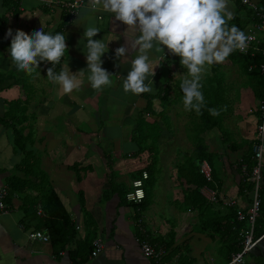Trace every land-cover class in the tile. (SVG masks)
Here are the masks:
<instances>
[{
    "label": "crops",
    "instance_id": "0c3cea01",
    "mask_svg": "<svg viewBox=\"0 0 264 264\" xmlns=\"http://www.w3.org/2000/svg\"><path fill=\"white\" fill-rule=\"evenodd\" d=\"M4 1L0 0V70H9V73H0L3 77L0 81V118L8 110L7 103L18 96L27 98L21 115L25 117L24 121L17 124L16 128L24 127L23 135H28L29 139L26 144L28 149L41 151V169L48 175L52 189L69 213L76 234L57 255L53 253L50 243L28 240L27 233L36 230L39 217H26L21 208L22 196H16L7 204L9 213L0 215V264H73L70 253L75 251L77 245L82 247L88 224H91L90 233L94 235V239L101 240L103 248L96 257L91 258L86 246H83L79 255L87 259L84 264H157L145 257L140 249L141 241L150 243L155 238L167 249L160 264H180L185 256L192 259V264H227L223 262L226 254L224 248H221V240H211L207 235L194 230L197 211H181L177 202L172 201L177 199L178 192H175L176 185L169 183L171 179L163 171L161 160L156 171L159 184L156 183L154 187L153 202L138 216L139 220L132 208L119 206L117 194L107 200L102 197L107 189L110 170H113L118 184L124 185L125 190H132L133 173L143 168L139 157L132 158L139 149L132 140V132L141 119L156 122L162 132L158 141L161 151L160 140L164 137L165 127H168L161 116L165 114L166 107L170 108V115L172 109L179 106L175 95L183 77L176 75L183 73L173 65L166 64L163 54L150 52L153 66L159 64L152 78L155 91L139 95L125 93L123 80L131 70V63L118 61L115 50L122 45L128 46L123 35L127 26L116 21L109 13L98 12L92 15L101 32L94 39L104 38V42L109 43V51L102 57V67L111 75V87L102 92L93 90L86 72L79 77V89L65 94L59 85L47 79V69L52 65L43 62L40 69L31 76L27 75L29 78L25 80V73L13 66L6 51L10 47L5 46L11 44V37L7 36L8 30L11 28L13 35L16 30L31 35L43 27L45 32L53 35L63 33L67 37L68 50L56 71L59 72L66 62L73 74L87 70L84 54L86 41L81 40L88 22L78 20V15L85 14L88 0H85V6L71 19L63 9L51 7L50 2L56 0H12L8 6H5ZM229 4L235 17V9H239L236 0H229ZM242 15L248 22L252 20L248 17V11ZM166 51L167 49L165 53ZM134 55V51H129L128 60L134 58ZM160 56L163 59L157 60ZM7 74L8 81H5L4 76ZM20 86H23V93L19 91ZM250 93L252 94L251 91ZM164 95L168 96L167 100H164ZM181 105L183 107V103ZM6 120L7 117L0 122V187L6 186V178L22 158L21 155L14 154V132L12 128L5 126ZM193 121L194 115L190 122ZM208 135L202 134L205 142L211 141ZM206 137L209 138L208 141ZM244 150L245 148L227 156L228 172H224L222 166L219 169L217 167L214 178V187L219 192L220 199L234 201V206H239L238 212L248 211L250 208L248 199L238 194L241 176L234 168V163L240 161L236 160L238 158L235 155L240 158ZM159 154L162 155L160 152ZM174 162L176 161L172 160L173 164ZM74 164L78 165V169L70 170L69 167ZM160 171L165 174V180L159 176ZM77 177L80 181H77ZM79 192L82 195V205L78 203ZM171 196L174 197L172 200ZM21 225L25 230L20 229ZM138 232L142 234V239ZM170 232L174 234L173 239ZM184 242L186 246L177 250L178 245ZM247 255L250 259H244V264H249L253 259L251 254ZM78 260L79 258L76 261Z\"/></svg>",
    "mask_w": 264,
    "mask_h": 264
},
{
    "label": "trees",
    "instance_id": "16d2710c",
    "mask_svg": "<svg viewBox=\"0 0 264 264\" xmlns=\"http://www.w3.org/2000/svg\"><path fill=\"white\" fill-rule=\"evenodd\" d=\"M11 1L12 0H5V6H8ZM261 2L264 4L263 0ZM236 4L240 8L238 0H236ZM248 14V17H251L250 11H248ZM249 22L246 17L241 19L235 16L230 24H235L238 28L244 31ZM164 61L168 65H173L175 69L180 71V73L187 72V70L181 66L180 58L178 56H174L171 53L166 52ZM226 61H229L242 75L246 76L247 79L251 81L247 83V86L252 92L254 99L257 101H264V77L259 71V66L264 62L263 56L260 53L251 57L248 54L240 55L233 52ZM219 69L220 64L213 65L202 80V92L204 95L205 106L201 110L202 114L198 115L195 111H193L194 121L190 122L192 130L196 133V136L192 137L194 138L193 143L196 145L193 151L195 152L196 157L193 159L194 162L185 160L181 164L175 165L174 175L175 185L178 188V197L177 199L172 200L174 197L171 196L170 199L173 202L175 201V203L177 202L179 210L181 211L186 212L193 209L197 211V223L195 224L196 226L194 230H198V233L207 235L211 240H214L215 238L221 240V248H224L226 254L223 262L229 263L232 259V255L240 252L242 249V235L249 229L248 220L246 217L243 220H238L237 212L239 210L237 209L239 206L224 207L221 201L210 204L207 203L199 194V188L205 183L199 169V162L202 159H206L209 162L212 167V179L215 183L214 178L217 170L219 169L216 162L220 161L221 158V155L215 154V151H212L211 147H209V145L199 136L215 128L220 131H224L222 121L226 114L230 111L229 99L226 96L228 95L230 87L225 84L224 76L218 72ZM22 88L20 86L19 91H22L23 93L24 90ZM180 90V87H178L177 95L181 94ZM177 95H175L176 102L182 104L183 94H181L179 98ZM167 98L168 96L164 95V100H167ZM26 102L27 98L23 99L18 96L15 100L7 103L8 110L4 117L0 118V122H3L7 117L8 120H6L5 126L7 128H12L14 132L13 151H18V154L22 156L21 161L14 167L15 171L11 172V174L6 178L5 182L8 188L6 204H10V201L16 196H22L21 208L25 216H31V218L34 219L38 216L33 208H35L36 205L40 206L45 217L37 220L35 229L46 230L50 237L51 249L53 253L57 255L67 247L71 239L75 238L76 229L69 213L52 189V186L49 183L48 175L41 169V152L28 149L26 144L29 139L27 137L28 135H23L24 127H20L18 129L16 128L17 124H21L24 121L25 117H22L21 115L25 110ZM208 109H216L219 114L213 116L209 113ZM256 114H258V111H256ZM161 118L164 124L169 127V120L164 113ZM161 133L162 132H160V129L157 127L155 121L150 123L144 119H141L140 122H138L137 128L132 132V140L139 147L138 151L132 158L139 157L143 165L141 170L133 173V181L137 179L141 180L142 189L144 191L143 200L138 204L128 202L125 196L129 191H131V188L125 190L124 185L118 184L115 176H113V170H110L111 173L107 180V189L102 195V197L107 200L114 194H117L119 198V206L132 208L137 218L141 213L146 211L153 202V190L158 180L156 177V171L159 168L158 141ZM225 134L226 132H224L225 137L222 138V143L224 142L227 145V148L231 153H235L245 148L239 158L240 161L234 163V168L241 176L238 185V194L244 195L248 199L251 206L254 183L250 180V178L252 169L256 164L252 147L256 142V138L252 141L236 142L232 136L229 135L227 137ZM77 166L78 165L74 164L69 167V169H78ZM242 167H245V172L242 171ZM143 172L146 173V179H142ZM77 181H80L78 177ZM78 195V203L81 204L82 201L80 198L82 195L80 192ZM258 197L260 200L259 211L253 226V235L255 239L264 234V168L261 170ZM241 211L240 213L243 214L247 212L246 210ZM137 220H139V218ZM90 230L91 224H88L86 226V234L82 245V247L86 246L89 255H91L93 250L92 242L95 240L94 235L90 233ZM93 232H95V230H93ZM138 233L141 235L142 239V234L140 232ZM170 234V237L173 239L174 234L171 232ZM150 244L156 247H161L164 251L167 250L163 246V243L157 242L156 238L152 240ZM181 246H186V243L184 242L178 245L176 249L179 250ZM82 247L77 245L75 247V251L70 253L73 264H84L86 262L87 259L79 255L80 251H83ZM77 258H79L78 261H76ZM180 264H192V259L185 256L181 260Z\"/></svg>",
    "mask_w": 264,
    "mask_h": 264
},
{
    "label": "clouds",
    "instance_id": "9594fccd",
    "mask_svg": "<svg viewBox=\"0 0 264 264\" xmlns=\"http://www.w3.org/2000/svg\"><path fill=\"white\" fill-rule=\"evenodd\" d=\"M98 12L109 13L127 26L123 35L128 46L122 45L115 50L118 61L131 63V70L123 80L124 92L139 95L155 91L152 78L159 64L153 66L149 53L154 51L165 56L167 49L180 58L181 66L187 70L183 75H176L183 77L179 87L184 110L195 111L198 115L205 106L202 80L210 67L225 62L237 50H245L253 39L235 24H230L234 12L229 0H88L85 14L78 15V20L88 22L81 40L86 41L87 70L73 74L66 62L57 72L68 50L67 37L63 33H47L43 27L31 35L22 30H16L13 35L12 29L8 30L13 66L31 76L40 69L42 62L50 63L47 79L59 85L65 94L79 89V77L86 72L93 90L102 92L111 87V75L102 67V57L109 51V43L106 44L104 38L94 39L101 32L92 15ZM129 51L135 52L130 61ZM208 111L213 116L219 114L216 109Z\"/></svg>",
    "mask_w": 264,
    "mask_h": 264
},
{
    "label": "built area",
    "instance_id": "2783aa9c",
    "mask_svg": "<svg viewBox=\"0 0 264 264\" xmlns=\"http://www.w3.org/2000/svg\"><path fill=\"white\" fill-rule=\"evenodd\" d=\"M242 10L250 11L252 20L248 23L244 32L246 35H250L253 39L248 43L247 48L243 51L237 50L236 53L240 55H250L254 57L257 53H260L264 58V4L262 0H238ZM264 1V0H263ZM51 7H59L70 17H75L79 10L85 6V0H56L50 2ZM168 52V50L166 51ZM251 69V68H250ZM259 71L264 77V62L259 66ZM259 118L256 127V142L252 147L254 154V160L256 162L252 169L250 180L254 183L253 200L249 210L243 214L238 212V220H243L245 217L248 220L249 229L242 235V249L240 252L232 255V259L227 264H244V257L249 251L256 245L261 238H254L253 226L258 216L259 211V197L258 189L261 179V170L264 168V101H260L258 104ZM199 169L204 178L205 183L199 188L200 196L210 204L220 202L224 206H234L235 202L232 200L220 199L219 192L214 188V182L212 179V168L206 159H202L199 162ZM242 171L245 172V167H242ZM143 178H146V174H143ZM8 189L6 186L0 187V215L9 213V207L6 204ZM143 190L141 180H135L132 183V190L126 194V200L138 204L143 199ZM36 213L38 217L43 218L44 213L39 206L36 207ZM21 230H25L24 226H20ZM28 240L38 241L43 244L50 243V237L44 230H31L27 233ZM93 250L91 252V258L96 257L102 250L103 245L100 239H95L92 242ZM140 249L143 255L155 263L160 264L165 256V251L161 247H156L148 243L147 241L140 242Z\"/></svg>",
    "mask_w": 264,
    "mask_h": 264
},
{
    "label": "rangeland",
    "instance_id": "374dc122",
    "mask_svg": "<svg viewBox=\"0 0 264 264\" xmlns=\"http://www.w3.org/2000/svg\"><path fill=\"white\" fill-rule=\"evenodd\" d=\"M239 10V11H238ZM236 12V16L244 19L242 14L245 12L242 10V7ZM8 43V42H7ZM10 46H5V48ZM7 53H9V49H6ZM10 62L11 58H10ZM212 67V66H211ZM210 67V68H211ZM224 76V82L227 86L230 87L228 91L227 98L229 99V109L230 111L226 114L225 118L222 121V127L224 131H220L219 129L215 128L209 132L203 133V135L209 134V138L211 141L206 142L209 147L210 145L213 146V150L215 154L221 155L220 161H217L216 164L219 167H223L224 172H228L226 163L228 164L227 156H232V153L228 150L227 145L223 142L222 138H224V132H226V136H232L236 142L241 141H252L256 138V124L257 119L259 118V111H258V104L259 101L254 99L253 95L250 93V90L247 86V83L251 82L247 79L246 76L242 75L238 69L233 66L229 61H225L220 64L219 71ZM0 73H9V70L1 71ZM184 74V73H183ZM25 76V80H28L27 74H23ZM5 81H8V74L4 76ZM3 79L2 75L0 74V81ZM247 80V81H246ZM1 84V83H0ZM32 83H29V85ZM180 85V83H179ZM180 93L182 91L180 90ZM180 94V95H181ZM180 95H177L178 98ZM170 98L174 100V98L170 95ZM178 107H174L173 112L171 111L170 115V108H165V116L167 119L171 121L169 127H165L164 137L160 140L161 141V151H159L162 155L159 156V161L161 160V165L163 167V171L167 172L168 176L170 177L171 181L169 183L173 186L175 185L174 179V170L176 164H181L185 160H190L194 162V157L196 154L194 151V147L196 145L193 143L196 133L191 128L190 120L194 115V112L185 111L184 107L179 103ZM176 106V105H174ZM258 111V114H256ZM190 127V128H189ZM20 128V127H19ZM190 129V130H187ZM202 138V135L199 136ZM207 138V137H206ZM207 138V141L208 139ZM203 139V138H202ZM197 140V138H196ZM205 141V140H204ZM38 151V150H37ZM41 152V151H38ZM18 151H14L16 156H20ZM239 159L237 155H235ZM162 158V159H161ZM236 159V160H238ZM173 161L174 164L172 163ZM220 162V165H219ZM221 169V168H220ZM15 171V170H11ZM171 172V173H170ZM142 173V177H143ZM146 174V173H145ZM159 176L165 180V174H162L160 171ZM159 181L157 180V185ZM166 186V185H161ZM175 187V192H178V188ZM173 197V196H172ZM124 207V206H122ZM250 259L249 255H246L244 259Z\"/></svg>",
    "mask_w": 264,
    "mask_h": 264
},
{
    "label": "water",
    "instance_id": "95a60500",
    "mask_svg": "<svg viewBox=\"0 0 264 264\" xmlns=\"http://www.w3.org/2000/svg\"><path fill=\"white\" fill-rule=\"evenodd\" d=\"M249 254L253 256V259L249 264H264V234L261 235L259 241L249 251Z\"/></svg>",
    "mask_w": 264,
    "mask_h": 264
},
{
    "label": "bare ground",
    "instance_id": "6f19581e",
    "mask_svg": "<svg viewBox=\"0 0 264 264\" xmlns=\"http://www.w3.org/2000/svg\"><path fill=\"white\" fill-rule=\"evenodd\" d=\"M256 134V133H255ZM8 189V188H7Z\"/></svg>",
    "mask_w": 264,
    "mask_h": 264
}]
</instances>
